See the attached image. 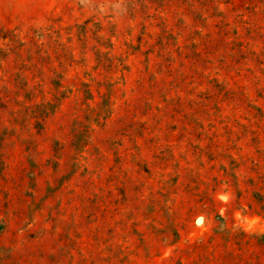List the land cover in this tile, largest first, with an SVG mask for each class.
I'll return each instance as SVG.
<instances>
[{"label": "rangeland", "instance_id": "obj_1", "mask_svg": "<svg viewBox=\"0 0 264 264\" xmlns=\"http://www.w3.org/2000/svg\"><path fill=\"white\" fill-rule=\"evenodd\" d=\"M0 264H264V0H0Z\"/></svg>", "mask_w": 264, "mask_h": 264}]
</instances>
